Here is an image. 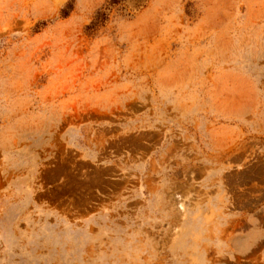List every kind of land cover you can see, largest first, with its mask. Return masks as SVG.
Here are the masks:
<instances>
[{
    "label": "rangeland",
    "instance_id": "374dc122",
    "mask_svg": "<svg viewBox=\"0 0 264 264\" xmlns=\"http://www.w3.org/2000/svg\"><path fill=\"white\" fill-rule=\"evenodd\" d=\"M110 2L0 0V264H264V0Z\"/></svg>",
    "mask_w": 264,
    "mask_h": 264
},
{
    "label": "trees",
    "instance_id": "16d2710c",
    "mask_svg": "<svg viewBox=\"0 0 264 264\" xmlns=\"http://www.w3.org/2000/svg\"><path fill=\"white\" fill-rule=\"evenodd\" d=\"M119 1L121 0H111L110 5H115L119 3ZM106 18L107 15L105 13H102L101 11L97 12L95 16V21H93L91 25L87 27V30L93 29L99 23H103L106 20Z\"/></svg>",
    "mask_w": 264,
    "mask_h": 264
}]
</instances>
